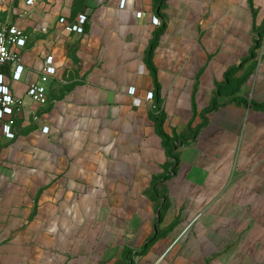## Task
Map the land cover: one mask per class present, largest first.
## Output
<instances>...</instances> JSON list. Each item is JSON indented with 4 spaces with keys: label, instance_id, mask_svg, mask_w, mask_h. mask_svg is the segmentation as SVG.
<instances>
[{
    "label": "crops",
    "instance_id": "0c3cea01",
    "mask_svg": "<svg viewBox=\"0 0 264 264\" xmlns=\"http://www.w3.org/2000/svg\"><path fill=\"white\" fill-rule=\"evenodd\" d=\"M25 1L0 0L29 35L0 264H264V0Z\"/></svg>",
    "mask_w": 264,
    "mask_h": 264
},
{
    "label": "built area",
    "instance_id": "2783aa9c",
    "mask_svg": "<svg viewBox=\"0 0 264 264\" xmlns=\"http://www.w3.org/2000/svg\"><path fill=\"white\" fill-rule=\"evenodd\" d=\"M17 1V0H14ZM37 0H26L28 6H33ZM125 0L121 1L124 7ZM88 17L84 14L78 16L76 23H67L65 18H61L60 23L64 24L68 32L83 34ZM158 22V19H155ZM42 33L47 34L48 28H42ZM29 35L22 28L16 25L5 24L0 28V121H3V130L5 135L14 139L16 137L15 126L17 118L24 109L22 98L17 97L8 83L6 68L11 71L10 78L15 81L22 79L25 67L21 60V50L27 47ZM57 75L54 56L49 54L45 57L43 68L39 73V79L30 84L27 89V95L38 105L49 103L48 92L49 85ZM130 94H135V88H130ZM147 99H153V93L147 95ZM35 122L39 121L38 114L33 116ZM49 127L43 126L41 131L49 133Z\"/></svg>",
    "mask_w": 264,
    "mask_h": 264
},
{
    "label": "trees",
    "instance_id": "16d2710c",
    "mask_svg": "<svg viewBox=\"0 0 264 264\" xmlns=\"http://www.w3.org/2000/svg\"><path fill=\"white\" fill-rule=\"evenodd\" d=\"M254 107L258 108V109H264V103L263 104H254Z\"/></svg>",
    "mask_w": 264,
    "mask_h": 264
}]
</instances>
